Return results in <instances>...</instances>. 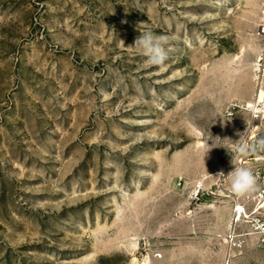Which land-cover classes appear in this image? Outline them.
I'll return each mask as SVG.
<instances>
[{"label":"rangeland","instance_id":"obj_1","mask_svg":"<svg viewBox=\"0 0 264 264\" xmlns=\"http://www.w3.org/2000/svg\"><path fill=\"white\" fill-rule=\"evenodd\" d=\"M261 89L264 0H0V264H264Z\"/></svg>","mask_w":264,"mask_h":264},{"label":"clouds","instance_id":"obj_2","mask_svg":"<svg viewBox=\"0 0 264 264\" xmlns=\"http://www.w3.org/2000/svg\"><path fill=\"white\" fill-rule=\"evenodd\" d=\"M167 44L168 37L157 36L151 32L142 33L135 41V46L146 58V63L160 67H163L169 58L168 50L166 49ZM257 144L264 146V138L258 140ZM235 151L241 155H248L250 152L256 151V144H250L247 137H240L235 146ZM223 175L230 182V189L236 195H244L254 190L256 184L255 175L247 167L234 164V169L227 175Z\"/></svg>","mask_w":264,"mask_h":264},{"label":"built area","instance_id":"obj_3","mask_svg":"<svg viewBox=\"0 0 264 264\" xmlns=\"http://www.w3.org/2000/svg\"><path fill=\"white\" fill-rule=\"evenodd\" d=\"M253 112L257 115L264 114V101H261L259 105H255V107L253 108Z\"/></svg>","mask_w":264,"mask_h":264},{"label":"bare ground","instance_id":"obj_4","mask_svg":"<svg viewBox=\"0 0 264 264\" xmlns=\"http://www.w3.org/2000/svg\"><path fill=\"white\" fill-rule=\"evenodd\" d=\"M262 90V89H261ZM264 100V91L262 90V91H260V92H258V94H257V99H256V103L254 104V106L258 103V102H261V101H263ZM251 105H253V104H251ZM106 242V241H105ZM104 244V243H103ZM96 247V246H95ZM97 248V247H96Z\"/></svg>","mask_w":264,"mask_h":264}]
</instances>
